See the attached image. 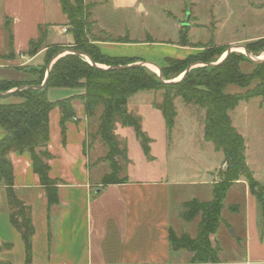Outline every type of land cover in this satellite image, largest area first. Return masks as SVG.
<instances>
[{
    "label": "crops",
    "instance_id": "obj_1",
    "mask_svg": "<svg viewBox=\"0 0 264 264\" xmlns=\"http://www.w3.org/2000/svg\"><path fill=\"white\" fill-rule=\"evenodd\" d=\"M83 2L89 6L94 28L91 33L96 38L93 44L103 56L149 61L161 67L166 58L185 59L199 52L196 47L183 46L180 40L169 47L164 41L156 45L132 39L129 18L145 15L156 0ZM66 24L67 18L57 0H0V79L17 83L35 80L37 70L45 64L47 48L72 43L69 31H62L68 30ZM175 31L178 34V30ZM63 34L68 38L61 39ZM37 41H40V49L34 55H28L30 43ZM57 58L50 61L46 70ZM83 92L82 88H50L46 97L55 102ZM70 105L74 117L66 123L64 141L60 133L59 108H53L48 114L47 151L51 155L48 176L58 182L57 204H48L39 178L32 170L30 154L24 151L8 155L14 195L31 212L34 228L31 264H190V253L170 250L169 232L176 236L182 233L191 238L196 236L200 216L190 222L183 221L181 206L192 199L210 201L211 186L218 179L216 174L210 172L208 181H186L183 177L161 178L157 174L150 178H135L129 170L126 182L102 187L100 182L105 173H96L92 180L90 150L86 148L88 135L97 129L99 111L95 117L87 118L80 99L74 98ZM151 109V115H156L152 106ZM180 111L178 108L176 118ZM182 121L183 124H178L179 130L182 126L194 128V118L184 117ZM163 123L166 128L164 119ZM3 137L4 131L0 127V140ZM200 141L199 148L205 149L209 145L203 134ZM224 168L222 159L215 170ZM256 181L264 187V181ZM207 186L210 188L205 195H199V188ZM236 187L242 190L247 205L243 212L236 205L238 212L230 214L227 220L230 228L221 225L211 237L212 245L220 249L218 264H264L261 214L243 179L230 188L224 204L227 205V197ZM232 216L242 217L236 222ZM6 244L10 247H2ZM0 248V264H24V245L20 234L10 225L7 195L2 185Z\"/></svg>",
    "mask_w": 264,
    "mask_h": 264
},
{
    "label": "trees",
    "instance_id": "obj_2",
    "mask_svg": "<svg viewBox=\"0 0 264 264\" xmlns=\"http://www.w3.org/2000/svg\"><path fill=\"white\" fill-rule=\"evenodd\" d=\"M62 13L67 18V26L72 43L69 46H50L45 54V64L37 70V78L23 83L0 79V127L4 137L0 140V185L6 191L9 208L10 225L20 234L25 252L24 264H31L32 236L34 228L31 222L30 208L18 200L13 191L12 165L8 158L11 152H28L31 157L32 170L38 176L49 205L57 204V184L48 176V161L51 155L47 151L48 114L58 107L60 111V133L65 139L66 123L74 117L71 101L78 98L83 102L87 118L98 116V126L93 134L107 148L104 156L109 163V172L101 178V186L120 184L127 181L120 175L118 158L128 164L126 145L121 147L115 134L116 125L132 128L144 155L149 154V139L142 131L140 119L127 112L126 104L130 97L141 92H162V101L154 104L164 119L170 132L176 118L175 100L179 99L186 106H196L203 110V139L211 143L215 151L223 155L225 168L217 172V181L211 186V200L192 199L181 206L180 218L185 222L200 216L194 238L182 233L176 236L169 232V248L172 252L190 253V264H218L219 247L213 246L211 237L222 225L230 228L223 217L224 212L235 214L236 205H225L230 188L243 179L252 196L255 197L261 214V237L264 236V187L253 177L246 164L245 142L232 125L230 113L241 101L261 97L264 102V62L255 64V70L246 75L239 69V62L247 58L228 54L220 63L207 62L203 52L188 56L185 59L166 58L161 66V77L152 74L145 67L133 65L136 59L110 58L99 53L91 38L89 6L83 0H57ZM187 28V27H185ZM184 28V29H185ZM261 42L248 44L245 48L254 56L255 46ZM183 46H189L183 42ZM64 47H67L63 49ZM40 49V41L31 42L28 55H34ZM226 48L216 50L212 57L224 55ZM67 53L57 58L50 66L44 90L27 88L40 86L44 80L47 65L57 53ZM215 50H213L214 52ZM86 56L93 64L106 65L105 69L97 68L87 62ZM216 64L215 66L191 69L193 64ZM123 67V68H120ZM185 73V74H184ZM172 75L183 77L177 82H169ZM175 77V79H176ZM259 79L257 86L249 89L251 79ZM229 85L244 89L242 94H228ZM20 89L19 88H22ZM50 88H82L83 94L55 102L48 101L46 91ZM13 97L17 101L2 102ZM2 247L8 248L9 245ZM1 249V248H0Z\"/></svg>",
    "mask_w": 264,
    "mask_h": 264
},
{
    "label": "rangeland",
    "instance_id": "obj_3",
    "mask_svg": "<svg viewBox=\"0 0 264 264\" xmlns=\"http://www.w3.org/2000/svg\"><path fill=\"white\" fill-rule=\"evenodd\" d=\"M186 13L190 15V19L189 27L184 29L179 26L178 22L184 19ZM165 16L170 20V23ZM129 19L132 27L131 36L134 41H148V43L156 45H159L160 41H164L169 47L179 40L181 44L188 42L189 47H196L199 52L204 53L207 62L217 61L216 63L223 58L222 56L212 57L216 50L220 51L221 48H226V52L229 47H246L248 44L259 41L261 43L255 46L257 51L254 57L260 59L263 56L261 59L264 58V0H156L149 8L148 13L139 16L133 15ZM88 22L91 24L90 18ZM190 29L191 31L188 33ZM93 30L94 28L91 26V32ZM175 30H178V34ZM147 36L149 37L146 38ZM60 38L66 39L68 35L63 34ZM90 40L92 42L96 40L92 33ZM65 48L67 47L63 49ZM213 50L215 51L213 52ZM240 50L237 49L232 53L247 58L243 50ZM140 63L141 61L137 60L133 65ZM147 63L160 68L153 62L147 61ZM151 64L143 67L158 76V70ZM195 65L192 69L204 67L200 63ZM98 66L103 69L107 67L102 64H98ZM152 67L157 71L154 72ZM239 69L242 73L249 75L255 70V64L247 58V60L239 62ZM176 76L172 75L173 78L169 82H175ZM259 82V79H251L248 88L252 89ZM225 92L242 94L245 90L229 85ZM11 101L10 98L2 100V102ZM161 101V91L141 92L128 99L127 112L140 119L141 128L149 138L150 151L147 156L144 155L133 129L127 127L125 131L124 127L117 124L115 134L121 147L126 145L128 158L127 165L122 158H118L119 176H127L129 170L135 178H150L157 174L161 178L169 176L183 177L186 181L190 179L208 181L210 172H214L217 176L218 171L215 169L220 166L223 159L222 153L212 149L211 143L205 149L199 148L198 145L203 134L201 126L204 117L203 110L196 106L185 107L179 99H176L174 102L176 112L178 108H181V111L179 117L175 118L174 130L171 133L164 126L161 112L154 107V104ZM151 106L156 115H151ZM98 111L99 114L100 109ZM184 117L194 118V128L182 126L180 130L178 129V124L181 122L183 124ZM230 117L233 127L244 139L248 168L256 180L263 182L264 102L262 98L255 97L239 102L230 113ZM151 137L153 140L150 139ZM152 143L153 146H151ZM86 148L90 150V164L93 167L92 180L96 173H108L109 163L104 159L107 148L98 138L93 137V133L89 134L86 139ZM209 188V186L200 187L199 195L204 196ZM226 203L227 205H237L240 211H245L247 204L240 187H236L235 191L228 195ZM230 214L224 212L223 217L228 220ZM241 217L232 216L231 219L237 222Z\"/></svg>",
    "mask_w": 264,
    "mask_h": 264
},
{
    "label": "water",
    "instance_id": "obj_4",
    "mask_svg": "<svg viewBox=\"0 0 264 264\" xmlns=\"http://www.w3.org/2000/svg\"><path fill=\"white\" fill-rule=\"evenodd\" d=\"M189 19H190V15H189L188 13H186L185 19H184L183 21L179 22V23H180V26H182L183 28L187 27V26H188ZM237 49H241V50H243L245 56H246L247 58H249L254 64H260V63L264 62V60H258L257 57H254L252 54H250V52H249L245 47H243V46H236V47H233V48H230V47L227 48V50H226V52H225V54H224V57H226L228 54H230L231 52H233V51H235V50H237ZM64 53L67 54V53H75V52H72V51L67 50V51H64V52H62V53H57V54L53 57V59L57 58L58 56H60V55H62V54H64ZM81 56L85 57V59L87 60V62L90 63L91 65H94V66H96L97 68H100L98 65L93 64V63H92V62H91L86 56H84V55H82V54H81ZM224 57H223L218 63H220V62L224 59ZM218 63H216V64H218ZM147 64H150V63L141 62L140 64H137V65H139V66H146ZM216 64H203V66L212 67V66H215ZM135 65H136V64H135ZM151 65H153V64H151ZM153 66L158 70V72H159V75H158V76L161 77L160 69H159L158 67H156L155 65H153ZM195 66H196L195 64L189 66V67L187 68V70L185 71V73L188 72V71H190V69H192V68L195 67ZM120 68H123V67H120ZM49 69H50V67L46 70V76L44 77V80H43V82H42V84H41L40 86H28L27 88H32V89H36V90H44V89H45V85H46V79H47V75H48ZM185 73H184V74H185ZM182 77H183V75L179 78V80H180ZM179 80H175V82H177V81H179ZM23 88H24V87L19 88V90H20V89H23ZM12 91H13V90H12ZM12 91H9V92L4 93V94H0V96L10 94Z\"/></svg>",
    "mask_w": 264,
    "mask_h": 264
},
{
    "label": "bare ground",
    "instance_id": "obj_5",
    "mask_svg": "<svg viewBox=\"0 0 264 264\" xmlns=\"http://www.w3.org/2000/svg\"><path fill=\"white\" fill-rule=\"evenodd\" d=\"M240 51H242V50H240ZM222 57H224V55H223ZM262 57H263V56H262ZM262 57H261V58H262ZM261 58L258 59V60H264V58H263V59H261ZM152 68H153V67H152ZM153 71L156 72L157 70H156L155 68H153ZM180 77H181V76H179V78H180ZM179 78H178V79L176 78V79L179 80ZM176 79H175V80H176Z\"/></svg>",
    "mask_w": 264,
    "mask_h": 264
},
{
    "label": "built area",
    "instance_id": "obj_6",
    "mask_svg": "<svg viewBox=\"0 0 264 264\" xmlns=\"http://www.w3.org/2000/svg\"><path fill=\"white\" fill-rule=\"evenodd\" d=\"M62 31H63L64 33H66V32H67V30H66V29H63Z\"/></svg>",
    "mask_w": 264,
    "mask_h": 264
}]
</instances>
